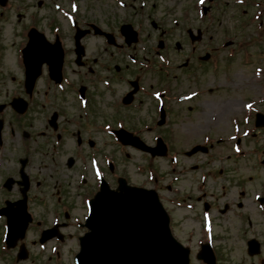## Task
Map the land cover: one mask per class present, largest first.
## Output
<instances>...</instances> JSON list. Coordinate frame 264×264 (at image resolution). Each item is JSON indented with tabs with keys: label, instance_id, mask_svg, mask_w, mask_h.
Instances as JSON below:
<instances>
[{
	"label": "rangeland",
	"instance_id": "obj_1",
	"mask_svg": "<svg viewBox=\"0 0 264 264\" xmlns=\"http://www.w3.org/2000/svg\"><path fill=\"white\" fill-rule=\"evenodd\" d=\"M7 1V6L0 9V103H6L4 105L6 107L4 116L5 125H8L9 121L11 123L15 122L12 119L11 110L7 107L11 96H14V92L20 94L24 89L23 83L20 80V69L15 59V49L21 39L19 35L22 32L21 29L27 25H31L32 23L37 24L38 28H41L48 38H51L50 34L53 33L51 28H57L58 32L63 37L65 36L63 40L64 46L70 49V51L67 50L65 56V63L69 69L78 66L74 62L76 56L73 52V29L68 24V22L70 23L69 19L71 16L79 15L78 8L80 14L84 15L82 19H95L103 26L108 23L109 26L115 27L114 33H118V27L123 22V19L129 20L133 24V27L135 25L139 26L141 40H139L137 47L139 51L136 50V56L138 58L156 60V54L153 49L158 44V40H161V37L164 38V43L167 39L168 46L163 51L167 54L160 56H163L166 60V62L162 63L174 67H172V70H168L169 74L166 73L168 74V78H164L163 81L169 82L176 95L189 90L199 92L200 89H204L205 91L202 94L197 93V97L194 98L195 100L172 105L173 112L182 113L180 117L183 119L172 121L171 125L176 127L177 133H180V129H184L183 126L187 128L181 131L180 136L176 134L177 137H168V133H165L166 135L162 134V138L169 141L171 150L178 151V155H176L177 161L174 163L169 164L166 156L151 158L148 154L134 148L128 146L122 147L117 143L115 145L111 137L96 129L98 124L114 118L109 115L112 114V111L109 109L107 102L99 101V104L97 103L100 99L110 100L108 91L101 84V79H108L111 75L110 72L113 71L115 66L121 67L118 70L121 74L129 71V69L133 70V63L129 61L130 58L127 55L128 52L133 53V50L129 49L132 43L127 46L121 37L119 40L124 42V47L104 49V43L100 38L92 37L88 34L85 35L83 38L86 50L85 59L87 61L89 60L90 65L95 67L100 61H103L112 70H102L101 75L96 72L93 73L97 77L100 76V80L92 81L93 78H90L87 81L83 79L80 83L86 86L89 84V91L91 94H94L91 95L92 97L90 96L89 103L93 120L84 123V131L81 135L85 139H92L95 142V147L100 150L99 154L101 155L96 156L95 160L96 167L99 166L104 175L109 177V169L105 160L111 157L110 162L113 164V169L117 175L126 178L127 184L142 185L145 188L156 190L159 198L161 196V199L165 200L164 203H167L169 206L173 205L170 200H175L177 196L182 194L183 190L181 187H185V190H194V181L190 183L189 175H186V179V177L181 175L180 170L186 168L193 161V157L184 152L187 150L189 144L193 141L197 143L201 142L203 137L202 133L209 132L206 127L207 124L210 127V114L212 113V117L215 118L217 109L220 110L222 118L216 124L222 128L226 122L228 123V118L231 115L245 113L248 112V108L251 106L255 107L256 104L250 105L251 101H261L259 103L260 108L258 109L264 111V0H212L210 3L207 0H203L204 2L202 3L199 0H125L126 3L129 4L130 2L132 5L131 8L127 6V10L119 6L123 0H116L117 5L112 0ZM139 9L142 12H138ZM186 11L187 13L190 11L191 20L184 19ZM54 20L56 21V25L51 24ZM243 20H250L247 21L248 23L245 28L241 24ZM114 22L118 25L115 26ZM188 26L192 27L193 34L196 33L197 28H200L201 36L195 42V53L190 61L191 67L187 70L175 69L176 64L183 62L191 54L189 50L191 43L189 44L185 34L183 36V33H181V30ZM227 35L232 38H235L234 35H236L238 38L236 41L240 45L245 44V46H248L247 50L242 54L238 52L240 45H234L235 49L229 50V53H232V57L229 58L226 55V49L222 48L226 40H231L230 37H226ZM151 46L152 49H148ZM205 53L212 54V60H210L211 55H209L206 60L198 62L197 55L201 56ZM243 55L251 56V60L248 63H244ZM103 62L101 63L103 64ZM216 62L219 65H217L218 68L215 70L211 65L217 64ZM203 67L206 69H203ZM68 76L73 81H76V76L71 71L68 72ZM153 79L154 75L152 73L145 74L144 80L146 84L152 83L154 81ZM115 82L122 84L118 80ZM153 84H156V82ZM162 84L160 82V87ZM117 88L122 87L117 85ZM155 88H159L158 85L154 86ZM52 89H47V86L45 87V79H42L38 85L34 100L39 103L43 102L45 97L51 96L49 93L43 95V91H50ZM103 92L106 95L103 96ZM64 93L58 95L59 97L64 96L62 97V102L59 99H52L49 100V104L62 106V103L67 100L69 103L75 102L73 93L72 95L70 92ZM149 108H151V104H149ZM36 109L38 112L29 110L27 116L22 119L20 117L16 120L19 135L15 141L8 140L4 145L5 149L2 150L4 155L3 159L0 160V184L8 176L14 180L22 181L19 173V168L21 167L20 160L21 158L27 157V161L22 167L30 180V187L27 190L28 197L32 199L28 200L30 203V211H35L36 215H45L46 213L47 220H50L52 210L58 207V204L55 203L54 195L57 189L65 196L66 201L76 202L78 205L76 212L80 209L78 199V194L80 193L75 188L76 181H79V176L83 175L87 179L86 186L83 188L86 190V193L89 194L91 192V181L93 178L92 162L82 158L80 162H76L73 166L70 164V169H66L63 163L64 153L60 160L61 165L57 168H55L53 163L51 164V153L45 154L48 157L47 159L42 158L43 156L39 152L42 151L41 147H44L41 146L43 141L36 131L41 128H46L44 117L50 116L51 112L42 110L40 104L37 105ZM211 110L212 112H210ZM70 111L74 112V109L71 107ZM42 113L44 114L43 117ZM118 115H124L126 117L127 113L123 112ZM189 118H194L193 124L188 122ZM124 119H126V126L130 129L142 124V121L138 123V121L130 120L127 117ZM146 121L148 123L155 122V120L151 121L149 119ZM195 125L201 130L195 131L197 128L193 130ZM217 125L209 132L213 140L230 132L229 126L227 127V131H222ZM188 130H191L190 134ZM23 132L27 134L25 137L21 135ZM141 138L146 143L153 145L155 137L153 133H150L145 134ZM86 141L84 140L83 150L89 149ZM72 143L73 138L65 140V147L63 148L65 155L71 154L73 150ZM250 144L252 146L251 142ZM240 160L238 166L242 167L241 171L243 172L244 178L252 171L254 177L258 178L252 182L245 183L247 186L245 199H247L248 195L250 198L259 189L260 182L264 181V171H262V168V170L256 171L251 162L252 159L249 161L244 157ZM41 163L42 165H46L47 169H38L37 167ZM217 164L218 166L222 164L224 172L215 175L216 168H214L213 170L215 171L212 173L214 176H212L210 183L208 181L207 184V189L214 192L215 195H218L220 190L222 191V188H220L221 185L229 179L232 181V184L235 183V179L232 178L233 173L225 171L226 167L227 170L234 171V165L226 163L224 165V162H217ZM213 166L218 169L217 165ZM188 171L190 174V169ZM78 173L82 174L78 176ZM44 174H47L46 179L44 178ZM179 175L181 177L178 179ZM175 176L177 179H174ZM106 179L112 182V186L115 185V178H111V180L109 178ZM195 180H197V176ZM166 184L167 186L172 184V188L170 190L166 189ZM20 187L21 185L13 183L9 189L3 190L0 193V206L3 205L4 199L12 201L19 198ZM216 189L217 191H215ZM63 190H65L64 193H62ZM232 191L234 192L235 190L232 189ZM196 194L198 192H192V195ZM170 211L174 220L173 234L178 240L184 238L185 233L187 236L189 235L187 230L190 227L201 223V218L198 222L195 219L197 213L194 210L170 207ZM251 219L253 222L261 223L264 218L261 215H255L254 217L251 216ZM40 226L38 225V227ZM2 229H4V226L1 223L0 234H2ZM74 229L71 224L66 226V232L75 233ZM217 229L219 230L221 228L217 227ZM251 229H254V227ZM76 230L78 231V229ZM35 234L36 227H29L26 236L23 238L28 250L24 259L16 260L15 258L18 243L20 242L18 241L14 247H10L5 252L0 251V264H74L72 259L73 253L78 249L77 239L74 237L75 234H73L72 238L68 237L64 245L58 249L59 252L57 251L53 255H49L50 252L48 250L52 242L47 245V249L43 252L38 250V246L34 242ZM220 235L223 238L218 240L217 246L219 247L220 256L224 257V260L220 264H257L260 256H254L252 258L253 255L248 256L246 254L244 239L262 235V233L259 234L257 230L247 233L229 230ZM200 237L203 238V235L193 233L192 242L189 243L190 248H195L197 245L196 241ZM58 253L59 256H57ZM54 255L55 257H53ZM49 257L51 258L50 260ZM192 259V264H202L194 257Z\"/></svg>",
	"mask_w": 264,
	"mask_h": 264
},
{
	"label": "flooded vegetation",
	"instance_id": "obj_2",
	"mask_svg": "<svg viewBox=\"0 0 264 264\" xmlns=\"http://www.w3.org/2000/svg\"><path fill=\"white\" fill-rule=\"evenodd\" d=\"M112 1L115 2L116 4V0H112ZM120 4L122 8L126 10L128 9V7L129 8L132 7L130 2L128 4L126 3L125 0L121 1ZM78 11H79V8H78ZM138 12H142V11L139 9ZM83 16L84 15L80 14L79 12L78 21L76 22V24L82 30H87V32L83 35V38L87 34L90 36H93L92 34H90V31L88 29H90L89 28L90 25H96L97 27H99V29H102L105 32L112 34L114 45L104 44L103 46L104 49H107L110 47H113L114 49L124 47L123 45L124 42L119 40L121 37L124 38V35L121 34L122 33L121 25L123 24L133 25L129 20L123 19V22L118 27V33H119L118 34V33L113 32L115 27L109 26L108 23L107 25L103 26L95 19H86V18L82 19ZM114 23H115V26L118 25L116 24V22ZM133 28L137 31V35L139 36L138 37V42H139V40H141L139 26L135 25V27ZM181 33H183L182 30H181ZM185 36L187 35L185 34ZM64 38L65 36L63 37V35L59 32L53 34L51 38L46 37L48 41L57 39L60 45L62 46L61 48L63 52V72L66 73L68 70V72L71 71V73H73L76 76V82H71L69 84L71 88L74 87V84H79L81 80L85 79V75H88V74L94 75L93 73L101 72L102 70H112L111 67L103 61H100V63L96 65V67L93 65H90L91 64L90 61L89 60L87 61L85 59L86 50H85V46L83 43V38L81 39V42H82V45L84 46V54L78 60L74 58V62L78 66H76V68L69 69L65 63V56H66L67 50L70 51V49L63 47L62 39ZM98 38H100L103 43L105 42V37L98 36ZM191 45L193 46L192 51L195 52L194 51L195 43H191ZM73 52H74V49H73ZM209 55H211L210 60H212V54H208L207 57H209ZM197 57L199 56L197 55ZM112 59L114 58L112 57ZM95 60L97 61V59ZM101 62H103V64ZM190 67H191V64L188 60L186 67L180 68V69L187 70ZM120 68H121L120 66L119 67L115 66L112 72L109 71L111 75L108 77L109 81L107 80L108 87L106 90L108 91V96L110 97V100L107 101L106 99L105 100L100 99L97 101L98 104H99V101H105V103L107 102L109 109L112 111V114H109V115L114 118L107 121L109 124L113 125V126L111 125L112 127L109 128L110 131L112 128L115 127L116 118L124 119L127 117L128 119L133 120V121H146L147 119L152 121V120L158 119V115H159L158 103L153 98V93L160 90V74H159L160 70L159 69L157 70V73H158L157 79L153 81L152 83L146 84L144 80L145 73L142 75L138 74V75L132 76L128 74L129 72L126 71L124 74H121L118 71ZM74 69H77V70H74ZM146 69L148 68L145 66L139 67L140 71L146 70ZM203 69H206V68L203 67ZM97 78H98L97 75H95V79ZM116 80L121 81L122 84H118L117 82H115ZM133 81H135V84ZM155 82L156 84H153ZM117 85L122 88L118 89ZM157 85L159 88L154 89V86H157ZM33 92L28 97L26 111L21 114L15 112L11 108L10 104L7 105L9 110H11L10 112L12 115V119L15 120L14 123H11L9 121L8 125H5L4 116L6 112V107H4V105L6 103L4 102L0 103V105H2V107L0 108V120H1L0 144H3L5 139H6V142L8 140L15 141L19 135V131L16 125V120L20 117L22 119L25 116H27L29 114L28 112L29 110L37 111L36 107L38 104H40L42 110H45L46 112H51V113L55 111L57 114L56 123L54 125L55 128H52V123L49 122L48 116L44 117L45 123H46V128H45L46 131H42L41 132L42 134L39 135L41 136L40 139H42L43 141L41 146H44V147H41L42 151L40 150L41 151L40 153H47L49 150L50 144H51V148L55 150H57L61 144L60 152H62V156L64 153L63 163L66 169H70L71 168L70 164H72L73 166L76 162H79L83 158L81 147L84 145V138L82 137L81 133L84 131V127H83L84 123L82 122L81 117L86 115L87 113L85 110L79 107L78 102H76L78 101L77 98H74L75 102L69 103L67 100L62 103V106L61 105L55 106V104H49V100L59 99L62 102V96L60 97L59 96H56V97L49 96L48 98H44L43 102L39 103L34 100L36 92L34 93ZM190 92H193V91L189 90L186 93H190ZM158 94H159V98H161V100L163 101L162 110H163V116H164L163 122L160 124V127H159L160 133L163 135H166L165 133H168V137L169 136L177 137V135L180 136L181 131L187 128L183 126L184 129H180L179 130L180 133H177L176 127L171 125L172 121L174 122L177 119L178 120L183 119L180 117L182 113L173 112V109L169 105V100L171 99L172 92L168 91L166 88H163L161 92L160 91L158 92ZM102 95L104 96L106 95V93L103 92ZM90 96L91 94L88 88L86 87L84 90V98L87 99L88 104L90 103ZM124 97L126 100H128L127 103H124L123 101ZM190 100H195V99L191 97ZM149 104H151V108H149ZM70 107L74 109V112H68ZM87 110H88V107H87ZM123 112L127 113L126 117L124 115H118ZM210 112H212V110ZM43 113L45 114V112ZM44 114L42 115V117L44 116ZM215 114H216L215 118L212 117V113L209 116L210 127L208 126V124L206 127V129H208L209 132H211L210 130H212L213 127H215V125H217L216 122L218 121L219 123L222 118V115L220 114L219 109H217ZM151 115H152V119H151ZM119 116H122V117H119ZM243 116L244 114L242 113L233 114L228 118V123L226 122L224 127L221 128L219 125H217V127H220V130L222 131L223 130L227 131L228 129L227 127L229 126L230 132L226 135L219 136V138L217 139L214 138V142H210V141L208 142L209 137L210 139L212 137L209 132H207L209 134L208 135L209 137H206L207 136L206 132L202 133L203 137L201 139V142H199L201 143L200 148L198 149V151H195L193 154H191V156L193 157V161L191 162V164L187 165V167L184 170V174H183V176L186 177V179H187L186 175L187 174L189 175L190 183H193L194 181V190H185L184 189L185 187L183 188L181 187L183 192L180 196V200L183 201L185 200V198H188L191 201L192 208L197 213V216H195L196 220H200L199 217H201L203 212H206L209 214L211 218V225H213L212 230L215 231V235L218 240H221L223 238V236H221L220 234H224V232H227L229 230H235V231H239L242 233H247L250 231L257 230L259 234L262 233V235L251 236L249 238H256L258 240V243L260 246V252L257 256H260V257L258 258L259 263L257 260V264H264V230H263L264 219L261 221V223L253 222L251 219V216L254 217L255 215H261L264 218V181L260 182L259 189H257L250 198L248 195L247 199H245V194L247 193L246 191L247 186L245 183L252 182L258 178L254 177V175L252 174L253 171L250 174H248L246 178H244L243 172L241 171L242 167L238 166V163L241 161L240 159L245 157L246 160H249V161H251L252 159L251 162L253 163L256 171L258 170L260 171L262 169H263L262 171H264V148L258 150V147H257V146L259 147L264 146V130L263 131L255 130L252 133L253 140L250 141L253 143L252 146H250V149H252L251 153L245 154L243 151V155H240V156L228 154L229 149H232L234 144L242 147L240 143L248 139V137H243L240 135V133H238L236 134L235 139L229 140V136L231 134H235L234 125L238 128V132L239 131L243 132V130L246 128V125L244 124ZM104 122H105L104 125H107L106 121ZM188 122L193 124L194 118H189ZM139 127L140 125H138L137 127L134 126L133 128L138 129ZM195 128H197V130H195ZM96 129L99 132L102 131L103 133L106 134L105 129H100L98 127ZM193 130L199 131L201 129H199L195 125ZM190 131L191 130H188L189 134H190ZM21 135L22 137H25L27 134L26 132H23ZM53 137L57 139L56 142H58V144L60 143L59 145L56 146L54 144ZM69 138H73V143H72L73 150L71 154L65 155L63 148L65 147V140H68ZM86 142L89 146L94 147L93 143L88 142V140ZM254 142L256 143V145L254 144ZM196 143L197 142H194V141L191 142L189 146L187 147V151L193 148L194 146H196L194 145ZM62 156H59L58 159L61 160ZM223 156H225V158H223ZM88 157L89 156H87V158ZM52 159H54L53 155H52ZM217 162H224V165L225 163L234 165L233 166L235 167L234 171L227 170V167L225 171H227L228 173L229 172L233 173L232 178L235 179L234 181L235 183L232 184V181L229 179L226 183H223L221 185L220 188H222V191L219 189L220 190L219 194L215 195L214 192L209 191L207 189V184H208V181L210 183V181L212 180V176H214L212 175L213 171L216 170L215 175L222 174V172H224L222 164H219L218 166ZM213 165H217L218 169L217 167ZM214 168L216 169L213 170ZM189 169L191 171L190 174L188 173ZM80 174L81 173H78V176ZM85 174H88V173H85ZM196 176H197V180H195ZM86 181L87 179H85L84 176L80 178V182L76 181V183L78 184L79 190L85 193L83 197L87 195L86 190L83 188L84 186H86ZM91 184H92L91 189H90L91 192L85 198L82 197V194H78L80 209L77 212H76L77 210L76 208L78 205L76 204V202L66 201L65 196L59 192V189H57L54 195H55V201H56L55 203L58 204V207H55L52 210L51 219L47 220L46 213L45 215L40 214L37 216L38 219L34 220L33 223L31 224V227H36V234H35L36 237L34 239V242L37 243L43 230L51 229V231H53L52 234H55L54 237H52L54 238L53 240H60L65 243L68 237L72 238L73 234L77 233L76 231L75 233L66 232L67 225H70L72 221L74 222L76 220V224L81 228L83 227V218L86 214L85 200H87L90 197V195L92 196V194L97 190L96 187L98 188L99 181L97 182L93 177ZM232 189H234L235 191L233 192ZM64 191L65 190H63L62 193H64ZM215 191H217V189ZM192 192H198V194L192 195ZM254 194H259V197H257L256 199ZM38 225L39 226L41 225V226L38 227ZM217 227H220L221 229L218 230ZM253 227L255 230L251 229ZM219 231H221V233H219ZM74 237L75 238L77 237V240H78V235L75 234ZM244 242H246L245 239H244ZM45 244L47 245L48 243L46 242ZM223 260H224L223 256L219 255L218 257H216L217 264H220Z\"/></svg>",
	"mask_w": 264,
	"mask_h": 264
},
{
	"label": "water",
	"instance_id": "obj_3",
	"mask_svg": "<svg viewBox=\"0 0 264 264\" xmlns=\"http://www.w3.org/2000/svg\"><path fill=\"white\" fill-rule=\"evenodd\" d=\"M80 36L75 39L82 50ZM89 205L76 264H188V250L170 235L153 191L123 182L114 191L102 184ZM204 258L213 264L212 257Z\"/></svg>",
	"mask_w": 264,
	"mask_h": 264
},
{
	"label": "snow or ice",
	"instance_id": "obj_4",
	"mask_svg": "<svg viewBox=\"0 0 264 264\" xmlns=\"http://www.w3.org/2000/svg\"><path fill=\"white\" fill-rule=\"evenodd\" d=\"M199 2H201V3H202V2H203V0H199ZM73 10H75V8H73Z\"/></svg>",
	"mask_w": 264,
	"mask_h": 264
}]
</instances>
